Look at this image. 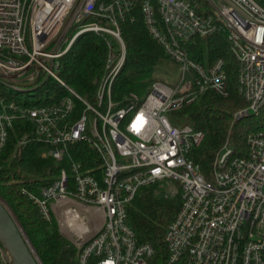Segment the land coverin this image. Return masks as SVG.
Segmentation results:
<instances>
[{"label":"built area","instance_id":"2783aa9c","mask_svg":"<svg viewBox=\"0 0 264 264\" xmlns=\"http://www.w3.org/2000/svg\"><path fill=\"white\" fill-rule=\"evenodd\" d=\"M208 1L215 7L204 13L193 1L141 0L150 34L179 70L174 81L155 74L141 101L134 92L113 97L127 56L120 20L134 0H0V82L22 92L44 74L66 90L38 105L0 100V152L14 121L28 119L44 143L41 156L66 161L51 184L23 192L44 218L56 217L78 264H149L154 247L138 242L128 205L154 183L182 199L166 229L168 264H264V131L249 132L243 155L227 141L206 177L189 156L204 131L169 117L207 90L228 94L226 60L202 63L190 51L197 37L219 32L238 61L239 91L248 101L235 116L264 106V7L256 0ZM86 32L109 47L93 101L55 72ZM81 141L98 155L91 169L71 156ZM0 264H12L1 244Z\"/></svg>","mask_w":264,"mask_h":264},{"label":"trees","instance_id":"16d2710c","mask_svg":"<svg viewBox=\"0 0 264 264\" xmlns=\"http://www.w3.org/2000/svg\"><path fill=\"white\" fill-rule=\"evenodd\" d=\"M256 1L264 7V0ZM140 3L141 0H134L120 20L127 56L113 88L116 100L124 99L131 92H145L154 80L159 65L170 60L163 47L150 34ZM190 51L192 57L202 63L223 57L228 73V94L207 90L190 104L169 114L174 125L186 123L204 131V140L189 156L201 172L209 177L214 160L227 141L237 154L247 153L249 132L264 131V106L248 116H235L248 106V101L239 91V64L224 32L197 37ZM108 53L109 47L104 37L86 32L60 58L59 75L79 94L93 101L105 71ZM42 85L43 88L53 87L59 92L57 99L66 92L65 87L52 78ZM22 98L0 82V100L21 102ZM46 99L30 104L38 105ZM25 135L29 140L19 147V140ZM43 147L44 143L36 139L35 127L30 120L14 121L6 145L0 152V196L19 218L43 264H78V250L60 231L56 217L44 218L38 206L23 192V188L38 192L40 187L51 184L57 179L60 169L67 164L66 161L41 156ZM70 152L86 169L93 168L99 162L95 150L84 141L72 145ZM181 202L180 193L168 195L160 183H154L140 187L128 205L129 222L138 242H148L154 247L149 264H168L166 229L177 214Z\"/></svg>","mask_w":264,"mask_h":264},{"label":"water","instance_id":"95a60500","mask_svg":"<svg viewBox=\"0 0 264 264\" xmlns=\"http://www.w3.org/2000/svg\"><path fill=\"white\" fill-rule=\"evenodd\" d=\"M0 244L9 252L12 264H43L19 218L1 196Z\"/></svg>","mask_w":264,"mask_h":264},{"label":"rangeland","instance_id":"374dc122","mask_svg":"<svg viewBox=\"0 0 264 264\" xmlns=\"http://www.w3.org/2000/svg\"><path fill=\"white\" fill-rule=\"evenodd\" d=\"M188 1H193V2L198 3L199 6L201 7V9L204 11V13L209 11V10H213L215 7L214 4L208 0H188ZM48 65L51 66L52 64L49 62ZM55 72L59 73V70L55 69ZM178 73H179L178 66L170 60L167 62L161 63L159 65L158 69L156 70V74L159 77H166L170 81L176 80ZM47 79H48V75L43 74L37 83L24 87L23 88L24 91H22V92L11 89L9 86H8V88L13 91L14 95H16V93L21 95L23 97L22 98L23 101L33 102V101H39V99L43 100L45 98H54L55 96H57L59 94V92H57L53 87H48V88L41 87L43 82L46 81ZM47 89H48L49 93H47ZM146 95H147V91L140 93L139 94L140 100L143 101L144 98L146 97ZM185 124L186 123H182L180 126H183ZM63 234L68 239H70V237L68 235H66L65 233H63ZM70 240L72 241V239H70ZM72 244L74 245L73 242H72Z\"/></svg>","mask_w":264,"mask_h":264}]
</instances>
